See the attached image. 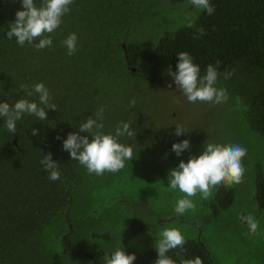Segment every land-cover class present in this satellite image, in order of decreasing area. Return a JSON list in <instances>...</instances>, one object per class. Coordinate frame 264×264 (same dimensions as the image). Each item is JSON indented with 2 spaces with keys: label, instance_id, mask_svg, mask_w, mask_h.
Here are the masks:
<instances>
[{
  "label": "trees",
  "instance_id": "obj_1",
  "mask_svg": "<svg viewBox=\"0 0 264 264\" xmlns=\"http://www.w3.org/2000/svg\"><path fill=\"white\" fill-rule=\"evenodd\" d=\"M35 2L39 6L40 0ZM210 4L211 15L190 0H74L60 27L46 34L51 48L37 50L6 37L16 11L23 9L21 0H0V102L39 103L38 94L27 92L42 82L58 106L46 110L44 121L24 115L15 133L0 118V264H57L56 258L59 264H105V253L119 247L135 255L133 264H154L160 231L181 225V215L154 207L150 217L148 211L139 217L132 208L140 203L149 210L150 199L166 204L169 194L181 193L169 191L167 184L168 172L180 160L187 162L184 151L180 156L171 151L184 139L197 156L206 143L246 148L243 160L250 163L256 211L264 214L261 145L253 146L255 140L264 143V0ZM190 19L191 28L186 26ZM70 33L78 37L71 56L62 43ZM184 51L201 76L220 61L216 87L226 89L228 99L190 103L180 92L184 102L174 98L168 112L156 111L162 106L152 97V83H172L166 70H176V55ZM225 72L233 74L225 79ZM172 88L178 91L174 83ZM191 105L185 117L179 107ZM100 108L103 132H114L120 122L131 124L134 138L123 136L119 142L132 146L134 159L116 173L97 176L72 160L62 141ZM171 110H180L182 117L168 124L163 115ZM177 124L188 133L177 137ZM33 128L38 135H32ZM46 153L59 163V180H50L40 163ZM234 197L235 187L221 184L207 201L228 208ZM184 237L183 248L169 251V257L217 264L201 238ZM84 250L92 257L80 256Z\"/></svg>",
  "mask_w": 264,
  "mask_h": 264
},
{
  "label": "clouds",
  "instance_id": "obj_2",
  "mask_svg": "<svg viewBox=\"0 0 264 264\" xmlns=\"http://www.w3.org/2000/svg\"><path fill=\"white\" fill-rule=\"evenodd\" d=\"M74 0H40L37 6L35 0H21L23 10H17L15 20L9 23V31L6 33L8 39L15 37L16 43L24 46L25 43L32 45L37 50L51 48V34L62 24V17L70 11V5ZM190 3L197 9L206 10L211 15L215 9L210 4V0H190ZM187 27H194V19L187 22ZM199 35L204 34V30L197 28ZM198 38V37H196ZM38 41V42H35ZM78 37L75 33H70L62 42L67 49L69 56L75 54L77 50ZM176 70L168 68L167 74L172 77V83L166 89H178L190 103H224L228 99L226 89L217 88L216 83L219 73L217 68L220 61H216V67L209 64L203 76L200 75V67L194 63V58L186 51L176 55ZM232 72H225L224 78L231 77ZM151 82L154 79H150ZM162 83L154 82L155 85ZM27 85H21V89H26ZM33 92L38 94L39 103L30 101L27 98L16 99L14 104L0 102V118L4 119V124L9 133H15L17 121L24 115L35 116L37 120L44 121L47 118V109L56 110L58 106L51 103V96L48 88L41 82L32 86V90L27 92V96H32ZM130 105H135V100L130 101ZM103 108L93 115L84 119L79 124L77 132H69L67 138L62 141V147L69 153L72 160L78 161L84 166L88 173L102 176L105 172L116 173L125 167L126 161L133 160V148L119 142V138L127 136L134 138L135 130L129 122H120L114 132L105 133L102 131ZM175 135L179 137L186 134V130L181 125L175 126ZM80 133H87L81 135ZM32 135H38V130L33 128ZM91 136V140H89ZM57 139H60L57 136ZM190 147L187 139L171 145V151L177 156ZM247 149L239 144L227 146L206 143L203 151L198 155H190L187 162L180 160L178 165L168 172V190L179 189L186 197H194L197 193L201 199L208 200L212 190L224 184L231 186L243 181L245 169L242 159L246 156ZM41 165L49 173V179L56 181L60 179L59 163L52 159L51 153L44 154L40 160ZM195 207L191 199H178L174 212L183 215L187 210ZM214 209L216 205H212ZM240 219L246 221L250 232L255 233L259 226L251 214L241 215ZM160 238L156 241L155 250L157 259L154 264H203L199 257L193 260H185L182 256L177 260L172 259L167 253L176 248H183L186 243L185 237L178 228H164L160 232ZM88 253L81 252L80 256ZM179 255V254H178ZM83 257H90L89 255ZM136 259L134 254H125L121 247L114 250L110 255L105 253V264H133Z\"/></svg>",
  "mask_w": 264,
  "mask_h": 264
},
{
  "label": "rangeland",
  "instance_id": "obj_3",
  "mask_svg": "<svg viewBox=\"0 0 264 264\" xmlns=\"http://www.w3.org/2000/svg\"><path fill=\"white\" fill-rule=\"evenodd\" d=\"M152 91V97L160 100L162 106V108H157L158 110L156 109V111L162 109L168 112L174 98L184 102L179 90L175 91L173 88L166 89L163 85L157 84L153 87ZM182 106L179 109L186 117V115H189V110L192 109L193 105L183 108ZM229 109L232 110L231 108ZM180 110L178 112L171 110L169 113L163 115V119L166 117L165 121L168 124L181 120L182 116L178 117ZM210 124L204 127L210 126ZM240 135L244 136L243 133ZM258 144L261 146L258 147ZM253 146L256 150L258 147L259 156H261L260 158L263 163L261 172H263L264 143H261L260 140H255ZM184 154L186 160H188L190 155L197 156L198 151L187 149L184 151ZM242 164L245 169L243 181L239 184H232L235 187V197L233 203L228 208L218 207L214 209L210 206L211 202L201 199L199 193L194 197H186L181 192L180 194H169L170 203L162 204L156 200H152L151 202L150 199L149 205L151 209L149 208L148 210L142 204L137 203L132 210L138 216H143L144 211H148V217H150L151 210L154 207L174 209L178 199H191L195 207L181 215L182 224H174L164 228H178L182 235L187 238H201L217 264H264V214L259 215L256 211L257 203L254 199L256 187L250 174L248 166L250 163L242 159ZM249 214L259 221V226L255 233L250 232L246 221L240 219L241 215ZM245 232L248 233L246 234ZM56 262L59 264L58 258H56Z\"/></svg>",
  "mask_w": 264,
  "mask_h": 264
},
{
  "label": "water",
  "instance_id": "obj_4",
  "mask_svg": "<svg viewBox=\"0 0 264 264\" xmlns=\"http://www.w3.org/2000/svg\"><path fill=\"white\" fill-rule=\"evenodd\" d=\"M86 255H89V256H90V253H85V254H83V256H86Z\"/></svg>",
  "mask_w": 264,
  "mask_h": 264
},
{
  "label": "flooded vegetation",
  "instance_id": "obj_5",
  "mask_svg": "<svg viewBox=\"0 0 264 264\" xmlns=\"http://www.w3.org/2000/svg\"><path fill=\"white\" fill-rule=\"evenodd\" d=\"M84 251H86V250H84ZM83 252V251H82ZM92 257V255H90V257L89 258H91Z\"/></svg>",
  "mask_w": 264,
  "mask_h": 264
}]
</instances>
